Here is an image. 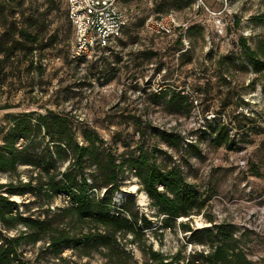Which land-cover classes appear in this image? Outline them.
<instances>
[{
    "label": "rangeland",
    "instance_id": "374dc122",
    "mask_svg": "<svg viewBox=\"0 0 264 264\" xmlns=\"http://www.w3.org/2000/svg\"><path fill=\"white\" fill-rule=\"evenodd\" d=\"M155 1L117 0L125 22L120 41L107 45L113 53L105 51L107 59L96 62V69L91 70L86 64L77 66L73 58L74 32L68 25L66 0H25L23 11L18 10L5 21L0 19V50L5 49L10 56L0 66V107L4 103L15 106L0 110V146L14 117L31 116V112L43 114L44 109L39 108L43 105L72 123L79 142L81 130L87 128L97 133L118 158L136 157L139 147L153 151L160 168L177 167L185 181L199 192L204 200L200 213L166 220L130 171L123 174L120 191L112 198V210L117 211L132 196L139 217L150 222L144 229L147 242L165 254L208 251L206 246L191 241L186 227L193 231L226 224L251 264H264V78L249 64L238 44V39L243 38L264 57V26L252 20L264 13V2L180 0L159 16ZM21 13L24 17L34 15L45 38L54 42L50 49L35 54L34 60L43 66L41 75L36 63L31 67V55L7 50L17 40V30L26 26ZM166 15L174 20L173 34L162 35L146 28L147 19ZM8 30L15 34L5 35ZM121 43H125L124 53H132L130 56L122 52L121 57H116ZM147 50L158 54L149 65L142 64L139 58ZM102 51L95 50L87 60L94 61ZM161 64L163 70L157 72ZM163 88L167 94L175 89L188 98L184 110L168 103L169 95L160 99L151 95ZM202 110L207 111L206 118L218 117L227 123L233 139L230 144L217 147L209 131L199 136L195 130L203 129ZM135 122L146 126L143 139L139 138ZM165 129L184 136L180 149L161 140L159 133ZM44 142L36 144L35 140V151H42ZM27 145L31 151V137ZM256 171L261 175L257 176ZM36 176L32 166L19 163L11 172H0V185L12 183L18 193L23 192L9 198L17 202L24 216L51 217L67 204V199L61 195H33L31 191L39 183ZM21 230L24 228L19 226L7 235ZM127 249L141 260L135 246L128 245ZM20 251L33 264H111L95 252L84 256L64 248L54 253L43 241L24 243Z\"/></svg>",
    "mask_w": 264,
    "mask_h": 264
},
{
    "label": "trees",
    "instance_id": "16d2710c",
    "mask_svg": "<svg viewBox=\"0 0 264 264\" xmlns=\"http://www.w3.org/2000/svg\"><path fill=\"white\" fill-rule=\"evenodd\" d=\"M24 1L0 0V19L5 21L18 10L23 11ZM124 1L140 3L141 0ZM179 1L156 0V12L159 16L164 15L171 6L178 5ZM21 17L26 26L17 30L18 38L7 50L17 49L26 57L31 55V67L36 63V69L41 75L43 66L40 62L37 63L39 60H34L35 54L50 49L54 42L45 38L44 30L39 27L34 15L24 17L21 13ZM252 20L264 26V13L253 16ZM68 25L71 26L69 20ZM12 34H15L14 30L5 32V35ZM124 35L126 36L125 33ZM119 37L115 42L120 41ZM238 44L249 64L264 78V57L261 58L259 53L252 50L243 38L238 39ZM124 45L125 43L118 45L121 50L116 53V57H121L122 52L123 55L132 54L124 53ZM99 49L103 51L94 61L78 58L75 59L76 65L82 63L90 70L96 69V62L107 59L103 55L105 51L113 53L108 46ZM0 53H3L0 57V66L3 67L4 59H9L10 56L5 49H1ZM140 55L142 64L149 65L158 54L147 50ZM163 66L161 64L157 72L163 70ZM147 85L146 83V87ZM151 95L158 99L169 95L168 103L182 107V110L188 101L184 94L175 89L167 94L163 88L159 93ZM14 107L4 103L0 110ZM39 108L44 109L43 114L31 112V116L22 115L12 119V127L6 132L0 146V172H11L19 163L30 165L37 170L36 178L39 180L31 193L35 196L43 194L48 198L61 195L67 199V204L58 208V212L51 217L48 214L43 219L24 216L19 211L17 202L9 198L23 192L18 193L12 183L1 184L0 189L4 190L0 192V264H33L23 258L20 246L39 241L45 242L57 254L64 248H71L84 256L95 252L111 264H251L239 239L226 224H215L213 229L193 231L186 227L191 232V241L206 246L208 251L193 250L185 255L180 250L172 254L154 250L145 238L144 229L149 228L150 222L143 216L139 217L132 196L117 207V211L112 210V198L120 191L123 174L130 171L137 177L142 191L158 212L166 216V220L198 215L204 206L199 192L185 181L177 167L160 168L153 151L139 147L136 157L122 155L118 158L97 133L85 128L81 130L82 141L79 142L75 137L76 128L65 116L43 105ZM176 111L179 112L177 109ZM183 112L189 116V111ZM206 112L202 110L203 129L195 131L199 132V136L209 131L217 147L230 144L233 140L230 138L231 128L221 118H206ZM216 116L219 114L216 113ZM134 125L139 138L143 139L146 126H142L140 122H135ZM189 133L193 134L194 130ZM30 137L31 151L27 145ZM159 137L174 149H180L184 144V136L177 131L165 129L159 133ZM35 140L36 144L46 140L42 151H35ZM19 142L21 144L17 146ZM64 164L66 165L61 170ZM255 174L261 175L258 171ZM19 226L24 230L12 236L7 235V232L16 230ZM128 245L135 246L140 252V261L134 258L131 249H127Z\"/></svg>",
    "mask_w": 264,
    "mask_h": 264
},
{
    "label": "built area",
    "instance_id": "2783aa9c",
    "mask_svg": "<svg viewBox=\"0 0 264 264\" xmlns=\"http://www.w3.org/2000/svg\"><path fill=\"white\" fill-rule=\"evenodd\" d=\"M66 8L74 32V59H89L95 50L114 43L125 24L117 0H66ZM145 26L152 32L171 35L174 20L170 15L149 18Z\"/></svg>",
    "mask_w": 264,
    "mask_h": 264
},
{
    "label": "bare ground",
    "instance_id": "6f19581e",
    "mask_svg": "<svg viewBox=\"0 0 264 264\" xmlns=\"http://www.w3.org/2000/svg\"><path fill=\"white\" fill-rule=\"evenodd\" d=\"M141 197H144V194H142Z\"/></svg>",
    "mask_w": 264,
    "mask_h": 264
}]
</instances>
